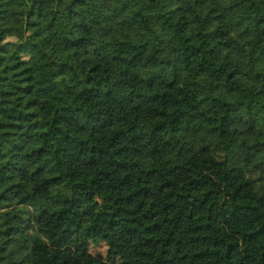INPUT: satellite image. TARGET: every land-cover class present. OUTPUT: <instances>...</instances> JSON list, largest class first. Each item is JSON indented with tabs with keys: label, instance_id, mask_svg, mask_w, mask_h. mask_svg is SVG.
Returning <instances> with one entry per match:
<instances>
[{
	"label": "trees",
	"instance_id": "obj_1",
	"mask_svg": "<svg viewBox=\"0 0 264 264\" xmlns=\"http://www.w3.org/2000/svg\"><path fill=\"white\" fill-rule=\"evenodd\" d=\"M0 264H264V0H0Z\"/></svg>",
	"mask_w": 264,
	"mask_h": 264
},
{
	"label": "rangeland",
	"instance_id": "obj_2",
	"mask_svg": "<svg viewBox=\"0 0 264 264\" xmlns=\"http://www.w3.org/2000/svg\"><path fill=\"white\" fill-rule=\"evenodd\" d=\"M106 251L107 247L103 243L98 245H89L88 252L83 254L82 258L85 262H91L94 260V257L98 256L101 258H106Z\"/></svg>",
	"mask_w": 264,
	"mask_h": 264
}]
</instances>
